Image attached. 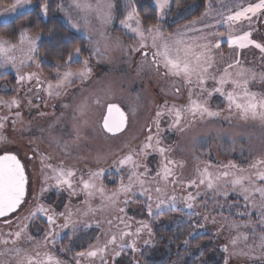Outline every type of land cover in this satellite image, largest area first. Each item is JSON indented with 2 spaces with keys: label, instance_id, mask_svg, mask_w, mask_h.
Instances as JSON below:
<instances>
[{
  "label": "rangeland",
  "instance_id": "obj_1",
  "mask_svg": "<svg viewBox=\"0 0 264 264\" xmlns=\"http://www.w3.org/2000/svg\"><path fill=\"white\" fill-rule=\"evenodd\" d=\"M63 1L61 0L60 5ZM68 2L69 12L67 9L62 10V12L67 17L71 14L73 21L81 23L80 29L73 28L78 33H87L94 37L95 29L100 27L99 22L93 19L91 27H85L81 20L83 13H78L72 6L73 0ZM210 2L212 5L211 15H204L209 4V0H207L205 11L199 17L178 25L172 32H165L159 25L161 30L165 33H176L178 30H183L186 25H190V22L196 21L194 27L203 31L188 32L187 37L194 38L201 35L208 36L209 33H223V36H208V40L213 44L220 41V47L213 48L211 51L215 62L212 69H210V73L218 77L228 64L239 58L244 67L251 68L259 74L261 69H264V55L255 46H249L243 50L230 47L227 44L228 29L223 25L216 26L217 20L230 12L238 10V5L246 6L248 3L257 2V0H210ZM154 5L156 6L155 0ZM197 8V3H191L182 9L177 7L172 16H169L170 9H166L163 17L161 18L159 15V18L161 21L168 20L169 24H174L193 13ZM140 18L142 20L141 16ZM205 24L213 25V27L204 28ZM143 25L145 28L148 27L144 23ZM117 26L126 34L116 33L113 37L109 36L107 41H102V48L105 44L107 45L106 55L103 57L97 58L94 56L90 50L91 41L86 42L87 52L82 57L88 59V66L92 69V75L87 81H75L72 85L67 86L66 89L62 90L59 97H49L44 88L37 90L38 86L35 80L31 82L27 80L24 82L18 81L19 75L26 76L28 73H39L42 82L49 80L56 83L57 70L49 74L46 73L38 59L36 62L28 61L23 65L17 62L15 67L12 65L3 67L4 73L10 74V76L0 84V98L7 101L16 97L20 100V106L10 109L7 106L0 105V117H8V120L4 122V128L0 129V136L5 138L0 140V154L4 151L18 154L25 164L29 176V185L26 204L17 213L0 219V233L7 234L16 231L17 225L23 222L28 224L27 231L29 234L36 240H42L45 232L52 227L47 223L46 218L40 214L31 220H25L24 218L36 208L37 204H43L52 210L49 213L50 215L72 212L71 218L75 224L70 225L68 228L60 227L65 221L63 217L57 216L55 228L60 235L56 241L60 240L67 232L76 233L79 228L90 230V234H98L99 228H101V231L103 229L107 230L106 235L110 234V231L118 234L119 229L124 228V224L119 223L116 217L121 216L118 209L122 208L125 200L137 197L146 199L147 195H151L153 198L152 203H156L154 199H157V194L152 189L158 185L156 183L146 184L144 187L150 190L146 195L141 192L140 186L137 184L127 196L121 195L120 203L115 208L101 210L100 206L103 201L100 194L97 193L89 200V203H85L88 198L81 191V186L77 182L81 176L87 179L90 171L105 169L104 175L99 178L97 183L102 184L107 193L117 190H109L104 182L105 176L111 172H115L114 177H118L123 180V183L127 184L131 169L127 166L120 168L117 162L129 152L140 150L150 134L149 127L152 129V134H156V113L164 108L165 102H167V108H171L173 105L185 108L189 104V90L194 89L193 85L186 84L182 78L166 75L162 65L157 70L150 63H145L142 52L130 51V46L137 44V38L130 34L120 22L117 23ZM236 27L237 32L235 34L248 31L251 27L252 39L264 43V16L259 20L254 18L251 26L245 21ZM199 42L205 43L206 41ZM39 43L40 41L38 45ZM117 43H119V47H117ZM14 44L19 45V41ZM148 51L151 52L152 49H148ZM13 55L18 59L21 57L19 51H16ZM82 67H84L82 62L71 66L73 70ZM235 70L232 69V71ZM215 86V82L209 79L206 87L211 90ZM44 87L46 88V85ZM249 87L252 91L264 93V81L259 79L251 82ZM175 88L180 89L179 93L174 90ZM231 89V84L225 85V91ZM198 94V90H194L192 98L195 99ZM97 98L100 100L99 104L96 103ZM201 99H207L209 108L218 111L219 116L204 117L203 119L197 117L192 120L189 114L185 112L181 127L187 126L184 127L183 131L179 128H170L174 116L168 113L167 108L164 109V115L159 117L160 131L158 138L161 145L171 149L166 153L170 159L183 162V167H178L176 172V178L179 181L188 182L197 179V170H203L209 164L212 166L209 170L215 172L217 169L223 170V166L229 163L247 169L257 160L264 159V122L242 120L234 110L229 111L224 98L218 93H214L211 97H208L205 93ZM111 103L118 104L128 115V126L121 133L111 134L103 128L107 105ZM81 104L85 105L82 115L77 110ZM64 105H68V107H64ZM15 112H20V117H15ZM41 113H44V115H41ZM13 120H15V123L12 122ZM65 144L67 147H65ZM153 144H155V140ZM148 151L147 156L139 158L141 164L139 171L143 172L144 165H146L150 169L148 178L151 180L158 170L161 157L158 152ZM30 154H33V157H30ZM41 155L47 158L44 160L45 164H51L55 168L63 167L75 170L76 175L73 180L77 194L72 195L66 187L57 190L54 187L55 180L49 179L47 184L51 187L42 196L40 195L41 188L45 186V173L47 172L49 177L52 176L51 170L42 167ZM109 181L112 182L114 179L109 176ZM159 186L164 187V182L160 181ZM188 189L194 192L193 195H196L197 191L201 193L196 197L198 200L206 195H213L222 199L230 195H237L242 198L238 194L239 190L233 191L231 187L224 189L228 192L227 196L216 195L203 185L199 189L195 187ZM167 193L168 195L175 194L177 200L180 199L179 202H181L179 208H185L182 197L187 195L186 186L181 183L173 187L169 183ZM89 204L96 211L89 212ZM131 207L135 212L142 209L140 203L139 205L131 204ZM247 208L249 212L256 213L250 207ZM193 210L190 211L189 215L180 212L181 210L170 212L159 219L160 235L167 241L171 240L176 233L179 240L183 242L185 240L189 242L197 236L201 231L198 222H206L207 219L203 218L201 213ZM136 216L143 217V211ZM5 219L11 220V223L5 224ZM107 220H112L113 224L109 225L106 222ZM236 224L241 225V227L235 229L230 225L228 230L232 231L231 236L226 234L224 237L225 240L230 242L231 249L229 253L233 255L234 251L243 250L249 253L245 255L249 258L248 261L252 262L257 257L261 259V256H264V249L259 247L261 243L260 235L252 236L253 234L250 231L253 228L244 226L248 223L242 224L239 222ZM213 225L214 223L210 222V226ZM258 227L264 230V227ZM238 234H247L248 238L247 240L241 238L234 248L231 241ZM81 236L78 235V238L72 240L70 245H83L85 238H81ZM84 236L87 237L88 235ZM216 236L218 238L217 244H224V241L220 239V234L218 233ZM252 238H254L253 241ZM103 241L106 242L107 239L104 237ZM19 243L21 247L26 248L29 252L33 250V245L23 239ZM54 244L49 243L47 250L52 251ZM70 245L67 244L66 247L68 248ZM11 246L9 244L7 247ZM3 247L5 246L0 245V249H3ZM44 250L41 249V251ZM235 256L234 259L237 261H234L233 264H242L243 260L240 261L238 256ZM260 263L264 264V259Z\"/></svg>",
  "mask_w": 264,
  "mask_h": 264
},
{
  "label": "snow or ice",
  "instance_id": "obj_2",
  "mask_svg": "<svg viewBox=\"0 0 264 264\" xmlns=\"http://www.w3.org/2000/svg\"><path fill=\"white\" fill-rule=\"evenodd\" d=\"M172 0H155L160 17L162 18L165 14L166 9H170ZM32 0H15L10 6H5L4 10L9 13H16L18 10L25 8L30 5ZM78 13H83L81 20L85 27L90 28L92 20L95 19L99 22L100 27L95 29V36H89L91 41L90 50L94 56L101 58L106 55V47L102 48V41L109 39V33L107 32V26L112 23L113 20V9L115 5L111 0H73L72 5ZM63 8V5H60ZM238 10L230 12L228 15L223 16L220 20L216 21V26L223 25L228 29L227 44L230 47H234L239 50L247 49L249 46H255L256 49L264 55V43H260L252 39L251 27L248 31H243L241 34H235L237 32V25L247 22L249 26L254 21L259 20L264 16V0H257L255 3H248L246 6L238 5ZM126 14L124 19L120 20V24L129 31L130 34L137 38V44L130 46V51L142 52L145 63L150 65L157 70L163 66L165 74L175 78H182L188 85H193L194 89L189 90V104L185 108H180L173 105L171 108H167V102H165L164 108L156 113L157 119L155 121L156 134H152V129L149 127V135L146 141L142 144L140 150L131 151L124 157H122L117 164L120 168L125 166L131 169L128 176L127 184L121 180L120 187L111 193H107L102 184H98L97 181L101 178L105 169H99L97 171H90L88 178L85 179L83 176L79 179L81 191L85 193V203H89V200L94 197L97 193L100 194L103 203L100 209L115 208L120 203L121 195L127 196L132 192L134 186L137 184L140 186V190L143 194H148L149 189L144 186L149 183H156V186L152 191L157 194L155 208L157 214H162L166 210H172L176 207L177 196L175 194L168 195L167 185L181 184L176 178V172L178 167H183L182 161L172 160L166 153L171 151L170 148L161 145V141L158 138L160 131L159 117L164 115V109L170 115L174 116L173 123L170 128H179L181 131L184 127H181L182 117L185 112L189 114L192 120L197 117L203 119L204 117H217L219 116L218 111H213L208 106L207 99H201L206 93L208 97H211L214 93H218L224 98L227 103L229 111H235L242 120H259L264 122V93L252 91L249 87L250 83L259 79L264 81V73L257 74L253 69L246 68L242 65L241 60L237 58L233 63L227 65L223 72L217 77L210 73L215 58L211 54L213 48L220 47V41H216L214 44L208 40V36L221 35L223 33H209L208 36L201 35L198 37H187L188 32L192 31H203L202 29H196L194 25L196 21L190 22V25H186L183 30H178L176 33H165L161 30L159 25H149L147 28L144 27L143 21L141 20L139 13L132 3V0H126L125 3ZM41 10L43 15L48 13V5L46 0L41 4ZM212 5L209 0V4L204 13L205 16L211 15ZM69 23L76 29L81 28V23L73 21L71 14L68 15ZM213 25L205 24L204 28H211ZM20 40L19 45L14 44L11 40L0 37V67L7 65L16 66L17 62L23 65L25 62L31 61L36 62L39 56L38 42L41 40L40 33L29 34L22 30L19 34ZM199 41H206L200 43ZM117 43V47H119ZM148 49H152L151 52ZM143 50V51H142ZM19 51L21 57L18 59L13 53ZM83 63L84 67L73 70L71 68L72 63ZM89 61L83 58L81 50L76 47L72 52H69L67 59L61 63L57 61L55 67L56 72V83H52L49 80L42 82L39 73H28L26 76L19 75L18 81L24 82L25 80L31 82L35 80L37 82L38 89L44 88L49 97H59L62 94V90L66 89L67 86L72 85L75 81L84 82L87 81L92 75V69L88 66ZM63 69V71H61ZM232 69H236L232 71ZM211 79L215 82L216 86L209 90L206 85L208 80ZM231 84L232 89L225 91V85ZM46 85V88L44 87ZM179 93L180 89H174ZM194 90H198V95L195 99L192 98ZM39 98V97H38ZM31 103V101H29ZM96 103L99 104L100 100L97 98ZM0 105L7 106L8 108L19 107L20 100L13 97L11 100H3L0 98ZM68 107V105H64ZM85 105L81 104L78 106V111L82 115L84 112ZM20 112H15V117H20ZM44 115V113H41ZM8 120V117H0V129L4 128V122ZM15 123V120L12 121ZM191 122V121H190ZM128 126V115L126 112L115 103L107 105V114L103 119V128L108 133L117 134L124 131ZM78 136V132H77ZM5 139L0 136V140ZM155 140V144L153 141ZM65 147L67 145L65 144ZM148 150L158 152L161 159L159 161L158 170L155 176L149 180L148 172L150 169L144 165V171L140 172L139 168L141 164L139 158L147 156ZM47 159L41 155V165L44 169L51 170L52 176L49 177L47 172L44 175L45 186L41 188L40 195L48 190L50 185L47 184L49 179L55 180L54 187L59 190L66 187L72 195L77 194L75 188V182L73 177L76 175L74 169H65L63 167L55 168L51 164H45L44 160ZM212 166L206 165L203 170L198 169L197 179H192L187 182V187H195L199 189L201 185L205 186L208 190L213 191L216 195L227 196L228 192L224 189L231 187L233 191L239 190L240 194L245 202V207L253 209L260 217L259 226L264 227V159L257 160L251 164L247 169L240 168L234 163H229L223 166V170L217 169L215 172L209 169ZM160 181L164 182V187L159 186ZM29 176L26 172L25 164L15 153L4 151L0 154V218L9 217L10 215L17 213L18 210L26 204V195L28 193ZM135 195V193H133ZM201 193L196 192L193 195L191 192L188 193L187 197H182L185 200V207L189 210L194 208V202L196 197ZM127 203V200L124 201ZM52 210L43 204H37L36 208L26 216L25 220H31L36 215L40 214L46 218L47 223L52 227L45 232L42 240H36L31 234L28 233V224L20 222L17 225V230L9 232L7 234L0 233V245H4L3 249H0V264H67L56 253L47 250L49 243L54 244L59 233L56 231V218L57 216L64 218V224L60 225L61 228H68L70 225H74L75 222L72 220V212L67 213L61 212L58 214H49ZM89 212H94L91 205L88 206ZM119 212L123 213L124 209L119 208ZM147 211L148 214L153 213L152 196L147 195ZM87 214V213H85ZM242 215L251 216V212L242 213ZM131 218H125L123 216H117L116 220L124 224L123 229H119L117 233H111L110 238L102 245H98L92 250L87 252L76 253V264H79V258H99L100 264H107L106 254L108 253L110 245H116L121 250L126 247H131L136 250L135 240L131 244H125L124 240L128 236H138L145 229L148 230L149 234L152 233L151 226L144 221L137 222L140 226L136 228L135 232L131 231V226L127 223V220ZM207 219V217H205ZM109 225L113 224L112 220L106 221ZM5 224H10L11 220L5 219ZM245 227L251 226L255 229L256 225L252 224L251 221L244 225ZM118 227V225H117ZM233 228L239 229L241 225L233 224ZM74 230V228H73ZM255 235V231L252 233ZM191 235V233H190ZM243 238L247 240V234H238L231 241L233 247L237 245L239 240ZM26 241L33 245V250L29 252L26 248L20 246L21 240ZM259 247L264 249V233L260 235ZM149 243V241H145ZM188 243L187 240L184 241ZM11 244V247H7ZM41 249H45L41 251ZM61 251H65L61 249ZM115 251V249H113ZM224 251L228 252V246H224ZM116 252V255H119ZM249 253L240 250L234 251L233 255L245 256ZM227 264V260L225 261Z\"/></svg>",
  "mask_w": 264,
  "mask_h": 264
},
{
  "label": "trees",
  "instance_id": "obj_3",
  "mask_svg": "<svg viewBox=\"0 0 264 264\" xmlns=\"http://www.w3.org/2000/svg\"><path fill=\"white\" fill-rule=\"evenodd\" d=\"M44 0H32L31 9L21 13L12 20L0 24V37L11 40L12 43H16L20 40V32L22 30L29 34L40 33L41 40L39 43V56L37 59L42 63V68L46 73H52L57 70L55 64L57 61L63 63L67 59L69 52H72L76 47L81 50V55L84 56L87 52L86 40L76 34L64 21H62L58 14L60 10L61 0H46L48 5L47 15L42 14L41 4ZM207 0H172L169 16L174 14L175 9L178 7L182 9L191 3H197L198 8L183 18L180 22L169 24L168 20L161 21L159 18L158 10L154 5V0H132L135 7L142 17V21L145 25H160L165 32H172L175 27L187 23L195 18L199 17L206 8ZM13 0H0V8L10 6ZM125 0H118V15L116 20L115 32L120 34H126L123 30L119 29L117 23L124 19L126 14ZM78 63H72L70 66H74ZM260 73H264V69H261ZM10 74H5L3 67H0V84L9 78ZM111 174V175H110ZM108 174L115 181L110 182L109 176L106 175L104 182L109 190H116L121 184V180L115 176V172ZM79 183V181H77ZM184 186L187 182L180 181ZM173 187L175 185H172ZM189 187L186 186V193H194ZM195 190V189H194ZM186 195V196H187ZM185 196V197H186ZM153 200V198H152ZM156 200V199H154ZM180 199L177 200L176 207L172 210H166L162 214H157L155 203L153 204V213L150 215L147 211V198L140 197L130 198L127 203H123L122 208L124 212L121 216L125 218H131L127 220V223L131 226V231L135 232L136 228L140 225L139 221H144L151 226L152 233L149 234L145 229L138 236H128L125 238V244H131L135 240L136 250L131 247H126L121 250L118 246H109L108 253L106 254L107 264H233L235 255L229 253L230 242L225 240L226 234L231 236L232 231L228 227L234 223H248L256 225L255 229H252L250 233L255 231V237L257 234L264 233L262 228H259L260 217L257 213H251V216L242 215V213L249 212L245 207L244 201L240 196L230 195L225 199L218 198L213 195H206L196 199L194 204V212L201 213L203 218L207 217L206 222H198L201 231L197 236L191 239L187 244L182 240H179L178 235L175 233L171 240H167L160 235V226L158 224L159 219L172 212H185L190 214L189 209L186 207L179 208ZM141 205L142 209L133 211L131 204ZM185 204V200L183 202ZM121 208V207H120ZM143 211L144 216L139 218L136 215ZM192 212V211H191ZM210 222L214 225L210 226ZM95 227V226H94ZM232 227V226H231ZM92 228V227H91ZM90 229V228H89ZM98 234H90L91 231L86 228H79L76 233L67 232L60 240H57L52 247V252L59 255L64 259L67 264H76V253L87 252L92 248L102 245L105 242L103 238L107 240L110 238V234H105L107 230L101 228L98 229ZM220 234V239L224 241V244H217L216 234ZM225 234V235H222ZM78 235H82L81 238H85L83 245L72 246L70 244L72 240L78 238ZM84 235H88L87 237ZM254 236V235H252ZM251 237V236H250ZM80 238V237H79ZM80 238V239H81ZM230 240V239H229ZM254 238H252V241ZM149 241V243H145ZM69 244L70 247H66ZM228 246V252L224 251V246ZM64 249L65 251H61ZM67 249V250H66ZM115 249V251H113ZM119 252V255H116ZM261 256V255H260ZM238 259L243 260L242 264H261V259L257 257L254 261H248L247 256H238ZM252 259V258H250ZM253 260V259H252ZM79 264H100L99 258L88 259L79 258Z\"/></svg>",
  "mask_w": 264,
  "mask_h": 264
},
{
  "label": "crops",
  "instance_id": "obj_4",
  "mask_svg": "<svg viewBox=\"0 0 264 264\" xmlns=\"http://www.w3.org/2000/svg\"><path fill=\"white\" fill-rule=\"evenodd\" d=\"M65 1V2H64ZM63 1V3H62V5H63V8H61L60 9V13H59V18L62 20V21H64L76 34H78L79 36H81V37H83L85 40H86V42H88L89 41V36H91V35H89V34H87V33H81V32H77L72 26H71V24L69 23V21H68V17H67V15L64 13V12H62V10H64V9H67L68 10V12H69V2L68 1H72V0H64ZM15 2V0H13V3ZM92 2H94V0H92ZM111 2L115 5V7H114V9H113V20H112V23L110 24V25H108L107 26V32L109 33V36L110 37H113L114 35H116V32H115V27H116V20H117V15H118V0H111ZM12 3V4H13ZM31 7H32V3L30 4V5H28V6H26L25 8H23V9H20V10H18V12H16V13H9V12H6L5 10H4V8L5 7H3V8H0V24L1 23H5V22H8V21H10V20H12L13 18H15V17H17L18 15H20L21 13H23V12H25V11H27V10H29V9H31ZM82 14V13H81ZM81 33V34H80Z\"/></svg>",
  "mask_w": 264,
  "mask_h": 264
},
{
  "label": "flooded vegetation",
  "instance_id": "obj_5",
  "mask_svg": "<svg viewBox=\"0 0 264 264\" xmlns=\"http://www.w3.org/2000/svg\"><path fill=\"white\" fill-rule=\"evenodd\" d=\"M12 153H14V152H12ZM16 155H18L17 153H15ZM19 157V156H18ZM30 157H33V154H30ZM20 158V157H19ZM21 159V158H20ZM23 162V161H22Z\"/></svg>",
  "mask_w": 264,
  "mask_h": 264
},
{
  "label": "water",
  "instance_id": "obj_6",
  "mask_svg": "<svg viewBox=\"0 0 264 264\" xmlns=\"http://www.w3.org/2000/svg\"><path fill=\"white\" fill-rule=\"evenodd\" d=\"M6 218V217H5ZM0 219H4V218H0Z\"/></svg>",
  "mask_w": 264,
  "mask_h": 264
}]
</instances>
